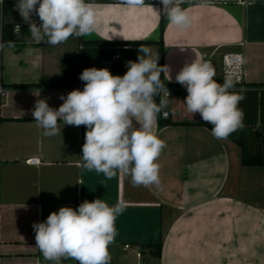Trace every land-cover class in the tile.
I'll list each match as a JSON object with an SVG mask.
<instances>
[{
	"label": "crops",
	"instance_id": "1",
	"mask_svg": "<svg viewBox=\"0 0 264 264\" xmlns=\"http://www.w3.org/2000/svg\"><path fill=\"white\" fill-rule=\"evenodd\" d=\"M94 4L98 28L90 35L56 46L0 48L7 88L0 95V264H51L35 247L32 225L61 207L75 209L96 198L124 208L109 246L111 264H135L140 245L160 242L161 258L150 255L149 264H264V166L242 162L244 151L264 157V125L242 140L238 133L216 139L207 126L160 127L156 118L152 131L166 145L157 160L159 184L134 187L122 172L106 179L81 167L85 126L63 128L58 121L61 135L48 137L33 120L37 99L58 109L68 89L13 85L60 82L65 72L101 64L80 60L81 39L160 41L162 16L152 10L162 8L159 0H145L138 9L123 7L121 0ZM181 7L191 17L188 29L178 30L164 17V67L171 77L164 72L166 83L179 84L176 74L195 58L210 61L214 78H221L222 56L241 53L246 85L264 84V0H183ZM7 20L24 21L15 14ZM149 48L158 58V47ZM248 89L264 95V88ZM30 159L39 163L31 165ZM125 245L131 248L124 250Z\"/></svg>",
	"mask_w": 264,
	"mask_h": 264
},
{
	"label": "clouds",
	"instance_id": "2",
	"mask_svg": "<svg viewBox=\"0 0 264 264\" xmlns=\"http://www.w3.org/2000/svg\"><path fill=\"white\" fill-rule=\"evenodd\" d=\"M183 0H159L161 9L152 10L157 18L166 17L178 30L191 25L188 11L181 7ZM122 6L138 9L145 0H121ZM4 0H0V8ZM15 8L28 25L26 42L65 43L70 37H83L97 30V11L93 0H15ZM34 17H38L39 24ZM20 30V26H16ZM11 46L12 42H7ZM4 42L0 40V48ZM26 51H32L31 48ZM136 61H128L123 76L113 75L109 69L96 67L83 70L79 79L83 88L60 95L63 103L58 109L46 99H37L31 111L33 120L45 136L61 135L68 126H85L81 167L111 179L117 171L130 176L132 185L159 184L157 160L166 147L152 131L158 114L167 106L164 97L170 93L161 81L168 67L158 66L151 49L140 44ZM213 65L194 59L176 74L175 80L186 89L182 102L187 112L199 114L212 125L216 139H227L245 127L244 110L240 107L245 90L233 91L235 79L226 74L222 83L214 79ZM171 77L169 76V80ZM3 90H0L2 92ZM36 97L40 91L33 92ZM160 103L157 104L156 97ZM63 123V128L58 124ZM135 121L139 127L133 124ZM124 211L122 205H109L104 199L84 200L78 207H61L50 213L43 222L32 225L36 248L51 264L72 259L77 264H111L109 246L117 235L115 221Z\"/></svg>",
	"mask_w": 264,
	"mask_h": 264
},
{
	"label": "trees",
	"instance_id": "3",
	"mask_svg": "<svg viewBox=\"0 0 264 264\" xmlns=\"http://www.w3.org/2000/svg\"><path fill=\"white\" fill-rule=\"evenodd\" d=\"M204 2H215V0H203ZM94 3L107 4L114 3L115 0H93ZM15 6V2L5 1L4 13L7 17L14 15L12 9ZM162 6V5H161ZM17 23L21 24V30L19 33L14 31V27ZM39 24V23H38ZM164 33V17L162 16L161 21V39L160 41H85L81 39V50H80V60L82 62H99V63H111L114 75L123 76L127 71L126 64L128 61H136L138 55L142 53L138 52L140 44L147 45L148 47L157 46L158 47V66L164 67V57H165V45L163 41ZM30 35L28 25L24 21H6L3 26L2 31V41L4 42V47H26L33 44H39L40 46H47V43H32L26 42V37ZM12 42L11 46L7 42ZM115 57H118L116 60ZM78 71L65 72L63 78L60 82H41L39 84H29V85H13V87H30V88H66L69 93L76 86L75 76ZM218 82L222 83L221 78H214ZM161 81L166 85L167 89H173L172 92V107L168 110L169 117L163 118L162 113L157 115L158 125L160 127H167L172 125H200L207 126L210 129L212 125L204 122L199 114L188 113L183 103L187 96L186 89L180 84H168L164 80V73L161 74ZM248 88H264V84L246 85L245 89V99L241 102L240 107L244 110L245 118L243 129H238L233 133H238L240 138L251 131V128L257 126L258 124L264 125V95L259 94L256 90H251ZM241 89H233V91L239 92ZM157 104L160 103L159 96L156 98ZM184 119H187L185 121ZM193 120V121H189ZM83 126V125H82ZM232 133V134H233ZM84 133L82 136V145L84 144ZM242 140V138H241ZM242 162L247 166H264V157L262 155H251L244 151ZM143 253H149L154 258L160 259L162 255V243L157 244H142L140 245Z\"/></svg>",
	"mask_w": 264,
	"mask_h": 264
},
{
	"label": "built area",
	"instance_id": "4",
	"mask_svg": "<svg viewBox=\"0 0 264 264\" xmlns=\"http://www.w3.org/2000/svg\"><path fill=\"white\" fill-rule=\"evenodd\" d=\"M4 4H5V0H4ZM4 4L3 7L0 8V40L2 39V31H3V26L4 23L7 21V16L4 13ZM12 13L20 16L19 12L16 10L15 6L12 9ZM19 25L20 26V30H21V24L17 23L14 27V31L16 33H19L20 30H16V26ZM118 57H115L114 59L116 60ZM210 62V61H209ZM211 63V62H210ZM245 58L244 55L241 53H226L222 56L221 58V70H222V75H221V79L224 80V77L226 74H232L236 83H235V87H237L238 89H246V83H245ZM83 71L79 72L76 74L75 76V82H76V86L72 89H80L82 90L83 88V82L80 81L79 76ZM0 90H3L2 92H0V95L2 97H4L7 94V88L5 87L3 80H2V75L0 74ZM170 95L169 97H164L165 100H168L172 97V92L173 89H168ZM163 111H167V108L165 107ZM169 113V112H168ZM162 117L165 118L162 114ZM169 117V116H168ZM167 117V118H168ZM27 163L31 164V165H36L39 163V161L37 159H30L27 161ZM81 165V164H80ZM131 248L130 245H125L124 250H129ZM149 253H143L142 250H139L136 253V258H137V262L135 264H149L148 262V257H149Z\"/></svg>",
	"mask_w": 264,
	"mask_h": 264
},
{
	"label": "rangeland",
	"instance_id": "5",
	"mask_svg": "<svg viewBox=\"0 0 264 264\" xmlns=\"http://www.w3.org/2000/svg\"><path fill=\"white\" fill-rule=\"evenodd\" d=\"M19 18V17H17ZM20 19V18H19ZM94 67L98 68V69H103V68H107L110 70V72L113 74V70H112V67L110 65H107L106 63H101V64H98V65H94ZM169 100L167 101V105L169 104Z\"/></svg>",
	"mask_w": 264,
	"mask_h": 264
}]
</instances>
